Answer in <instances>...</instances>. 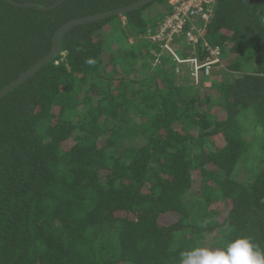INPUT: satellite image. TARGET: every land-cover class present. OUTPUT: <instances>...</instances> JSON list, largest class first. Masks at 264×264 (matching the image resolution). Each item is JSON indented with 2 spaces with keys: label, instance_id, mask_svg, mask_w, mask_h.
<instances>
[{
  "label": "trees",
  "instance_id": "obj_1",
  "mask_svg": "<svg viewBox=\"0 0 264 264\" xmlns=\"http://www.w3.org/2000/svg\"><path fill=\"white\" fill-rule=\"evenodd\" d=\"M56 1L0 0V89L62 24L137 0ZM168 2L72 27L0 99V264H180L240 237L264 253V0H215L199 42H174L219 50L197 76L149 38Z\"/></svg>",
  "mask_w": 264,
  "mask_h": 264
},
{
  "label": "built area",
  "instance_id": "obj_2",
  "mask_svg": "<svg viewBox=\"0 0 264 264\" xmlns=\"http://www.w3.org/2000/svg\"><path fill=\"white\" fill-rule=\"evenodd\" d=\"M215 0H169L170 12L159 24L156 32L150 33L149 38L158 42L162 49L168 50L180 65H189L197 76L200 69L205 67L207 72L216 63L219 50L212 49L211 59L201 63L197 57H181L174 49V42L181 37H187L192 43H198L202 36L200 27L196 24L198 20L207 21L212 15Z\"/></svg>",
  "mask_w": 264,
  "mask_h": 264
},
{
  "label": "clouds",
  "instance_id": "obj_3",
  "mask_svg": "<svg viewBox=\"0 0 264 264\" xmlns=\"http://www.w3.org/2000/svg\"><path fill=\"white\" fill-rule=\"evenodd\" d=\"M180 264H264V253L250 239L240 237L220 250L197 247L186 251Z\"/></svg>",
  "mask_w": 264,
  "mask_h": 264
},
{
  "label": "water",
  "instance_id": "obj_4",
  "mask_svg": "<svg viewBox=\"0 0 264 264\" xmlns=\"http://www.w3.org/2000/svg\"><path fill=\"white\" fill-rule=\"evenodd\" d=\"M63 1L64 0H57L53 4L47 6L46 8H53ZM151 1H153V0H137L136 2L131 3L129 5H126V6H121V7L115 8V9L102 11V12L95 13V14L89 15V16H82V17L73 18V19L67 21L66 23L62 24L56 30V32L54 34L50 52L46 56L41 58L38 62H36L34 65H32L27 71L22 73L18 78H16L11 83H9L8 85H6L2 89H0V99L4 95H6L8 92H10L14 88H16L18 85L23 83L26 79H28L31 75H33L41 67H43L46 63L51 61L58 53H60V51H61V40H62L64 34L68 30H70L72 27L79 25V24H84V23H88L91 21H96L99 19L107 18V17L114 16V15H123L124 13H126L128 11H132L134 9H137V8L143 6V5H146ZM15 3L18 5L30 4L29 2H15Z\"/></svg>",
  "mask_w": 264,
  "mask_h": 264
},
{
  "label": "rangeland",
  "instance_id": "obj_5",
  "mask_svg": "<svg viewBox=\"0 0 264 264\" xmlns=\"http://www.w3.org/2000/svg\"><path fill=\"white\" fill-rule=\"evenodd\" d=\"M166 9V11H165V16L170 12V6H169V2L167 3V6H163V5H159L158 6V9ZM175 47L177 48V46L175 45ZM178 49V48H177ZM177 52V51H176ZM186 66H182L183 68H184V70H185V68H188L189 67V65H187V64H185ZM190 68V67H189Z\"/></svg>",
  "mask_w": 264,
  "mask_h": 264
},
{
  "label": "crops",
  "instance_id": "obj_6",
  "mask_svg": "<svg viewBox=\"0 0 264 264\" xmlns=\"http://www.w3.org/2000/svg\"><path fill=\"white\" fill-rule=\"evenodd\" d=\"M161 23V21L158 23V24H160ZM158 27H159V25H158ZM158 29V28H157ZM157 31V30H156ZM182 66H186V65H182Z\"/></svg>",
  "mask_w": 264,
  "mask_h": 264
},
{
  "label": "flooded vegetation",
  "instance_id": "obj_7",
  "mask_svg": "<svg viewBox=\"0 0 264 264\" xmlns=\"http://www.w3.org/2000/svg\"><path fill=\"white\" fill-rule=\"evenodd\" d=\"M171 1V0H170Z\"/></svg>",
  "mask_w": 264,
  "mask_h": 264
}]
</instances>
